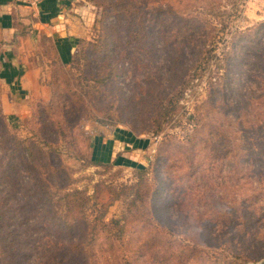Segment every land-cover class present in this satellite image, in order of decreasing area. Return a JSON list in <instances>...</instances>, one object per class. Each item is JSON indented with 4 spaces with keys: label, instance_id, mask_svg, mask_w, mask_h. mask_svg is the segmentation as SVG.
I'll use <instances>...</instances> for the list:
<instances>
[{
    "label": "rangeland",
    "instance_id": "1",
    "mask_svg": "<svg viewBox=\"0 0 264 264\" xmlns=\"http://www.w3.org/2000/svg\"><path fill=\"white\" fill-rule=\"evenodd\" d=\"M66 2L60 10L72 32L56 43L43 30L0 38V56L11 42L28 69L30 91V108L12 110L18 100L0 81V264L59 256L70 233L49 229L44 211L77 189L92 221L103 209L93 197L98 185L105 202L114 199L103 220L135 205L133 216L153 217L175 241V264H264V0ZM16 3L15 24L30 26ZM113 62L108 81H97ZM65 82L84 102L50 118L53 85L64 96ZM179 88L176 111L158 122L151 101ZM22 139L37 142V157L48 151L44 140L54 150L43 163L62 170L48 193L20 164Z\"/></svg>",
    "mask_w": 264,
    "mask_h": 264
},
{
    "label": "trees",
    "instance_id": "2",
    "mask_svg": "<svg viewBox=\"0 0 264 264\" xmlns=\"http://www.w3.org/2000/svg\"><path fill=\"white\" fill-rule=\"evenodd\" d=\"M54 5L55 2H50L47 4V8L55 11V9H53ZM138 49L139 53L144 52V50L147 52L144 47H139ZM150 49L154 51L151 47ZM174 50L178 52L180 47L175 46ZM190 51L194 53L193 50ZM121 54L122 52L118 54L119 57ZM181 55L183 56V54ZM201 56L204 57V55ZM170 57L171 59L176 60L178 54L175 57L174 52L171 51ZM72 59L73 57L70 54L67 60L63 61L60 59V61L62 64H68ZM171 61L174 62V60ZM114 65L115 63L113 62L111 71L104 76L97 78V81L107 82L108 80L105 77L112 73L115 69ZM179 83L182 85V81ZM67 86L68 83L63 85V90L66 92L63 96L61 90H58L57 85H53L51 100L48 103V106H50L52 110L48 111L46 109L50 118L54 115H63V110L62 114L57 111L63 107L67 112H72L81 108L79 104L84 102L83 97L78 93L69 90ZM181 91V88L177 89L175 97L171 94V96H168L163 102L161 100L151 101V107L154 111L153 115H156L158 122L160 119L164 120L168 117L170 118L174 108L176 111V101L178 99L176 94L181 93ZM61 98L64 99V105L61 103ZM52 123L60 129V135L62 130H64L62 121L56 119ZM159 128V124H157L155 132ZM66 130H69L68 133L70 132L68 138L72 143L73 136L70 131L71 128H67ZM43 144L46 145L48 151L42 152L40 157H37L41 152H35V147L37 146L35 140L22 139L18 143L24 153V156H20V164H26L27 169L30 167L35 177H37L41 187L46 191L44 192L48 193L47 188H52L54 185L52 178L57 176L62 168L52 164L50 158L47 159L48 162L46 164L43 163V159L49 157L52 152H54L47 140H44ZM100 188L102 187H99L98 185L94 190L93 197L95 198V202L102 201L101 204L103 209L100 215L92 221H88L85 212L81 210L83 204L79 201L77 196L82 194V191L77 189L64 192L60 196V200L63 201L58 202L54 209L51 207L44 211L45 216H50L51 223L49 229H56L66 235L70 233V236L67 237L66 240L59 243V249L61 250L59 256L50 253L47 254L49 256L45 255L43 258L45 261L44 264H142L141 262L143 261L148 262L149 264H160L162 263L161 256L172 258V260L166 261L164 264H175V241L167 237L159 230L158 226L153 224V217L150 218V216H144L142 218L140 215L138 217L137 215L133 216L130 212L133 211L132 206L136 207L135 205L129 203V214L124 218L113 217L107 221L103 220L107 207L114 199L110 198L105 202L103 200L105 196L102 197V194L99 192ZM62 208H64V210L59 212ZM144 210L146 209L141 211ZM112 228L113 230L111 232L109 229ZM3 259L6 260V256ZM41 262L43 261L41 260Z\"/></svg>",
    "mask_w": 264,
    "mask_h": 264
},
{
    "label": "crops",
    "instance_id": "3",
    "mask_svg": "<svg viewBox=\"0 0 264 264\" xmlns=\"http://www.w3.org/2000/svg\"><path fill=\"white\" fill-rule=\"evenodd\" d=\"M61 1L66 2V0H0V38L2 37L5 41H8L6 40V36H9V34H11V36L13 34L15 39L23 38V36L35 38L36 32L43 30L46 31V36L51 37L56 43V38L66 36L67 33L72 32V28L69 25V18L64 12L61 13ZM15 2H17V7L20 9L19 17L26 20L27 24L30 23V26L20 25L17 22L15 24L14 19L18 16L17 11L12 9L15 7ZM50 2H55L53 6L55 11L47 8V4ZM23 32L26 33L20 35ZM13 46L11 42L3 44L7 58H2L0 56V81L5 83L10 89L11 94L14 96L12 100H18L10 104L13 108L12 110H18L21 107L25 108L24 106H26L27 103L25 100L29 97L30 91L27 88V83H22V79L27 76L29 71L27 68L22 70L24 68V62L19 64L20 60L18 56L12 51ZM25 92L28 93V95L21 97ZM22 98H25L23 100L24 104L20 102ZM26 107H28V109L30 108L28 105ZM103 146V143L98 142L95 146V153H99L100 148Z\"/></svg>",
    "mask_w": 264,
    "mask_h": 264
}]
</instances>
